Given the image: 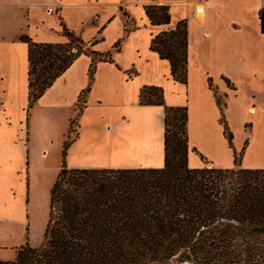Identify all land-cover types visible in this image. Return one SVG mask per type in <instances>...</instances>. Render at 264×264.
Masks as SVG:
<instances>
[{
  "label": "trees",
  "instance_id": "obj_1",
  "mask_svg": "<svg viewBox=\"0 0 264 264\" xmlns=\"http://www.w3.org/2000/svg\"><path fill=\"white\" fill-rule=\"evenodd\" d=\"M143 10L150 24L169 22L166 4L146 3ZM259 19L264 32V7ZM59 23L63 41L18 36L26 44V109L80 53L90 55L88 83L76 96L75 113L61 142L42 240L17 245L13 258L0 263L264 264V167L240 166V152L233 153L231 167H188L186 107L165 104L160 85H141L138 103L163 107L161 166L66 164L94 64L112 59L109 50L84 47L78 34ZM120 44L118 38L111 46L118 50ZM149 48L167 60L172 79L185 82L184 18L153 33ZM220 120L230 145L231 132L223 116ZM72 124L74 135L68 137Z\"/></svg>",
  "mask_w": 264,
  "mask_h": 264
},
{
  "label": "crops",
  "instance_id": "obj_2",
  "mask_svg": "<svg viewBox=\"0 0 264 264\" xmlns=\"http://www.w3.org/2000/svg\"><path fill=\"white\" fill-rule=\"evenodd\" d=\"M146 3L166 4L170 11L169 22L150 24L143 10ZM129 4L132 7L129 8ZM198 4L202 5V14L194 12ZM106 5L115 8L108 18V11L100 10ZM174 6H179L177 14L171 13ZM85 7L91 9L85 18L88 20L84 23L80 20L75 28L67 26L59 15L65 16L66 8L81 11ZM262 7L264 0H0V23L10 16L15 20L9 30L19 41V52L25 51V79L23 76L19 81L25 96L26 44L18 39L20 33L30 34L35 41H63L61 20L81 39H93L92 43L89 40L92 50L111 53L112 60H97L94 64L78 116L83 124L77 123L76 135L66 150L68 166H161L163 107L138 103L141 85L157 84L162 87L165 104L186 107L188 167L206 164L231 167L233 153L238 152L240 166L264 167V163L256 165L255 159L245 154V149L255 144L264 147V32L260 30L259 19ZM117 13L123 15V29L128 28L125 37L132 45L128 57L132 61L125 60L122 43L118 50L112 48L119 37L108 40V46L103 45L108 23ZM180 18L186 23L185 82L172 79L167 60L149 48L153 33L172 27ZM191 22L194 28L190 27ZM0 35L4 37L3 32ZM8 47L4 44L0 50L9 53ZM4 55L3 65L8 63ZM89 62V54L76 55L34 104L49 107L59 102L69 103L75 111L76 96L88 83ZM65 93L67 97L63 96ZM221 116L231 132V139L236 131L246 137L239 150L233 143L228 145L225 141L224 144ZM8 212L0 207V217L8 216Z\"/></svg>",
  "mask_w": 264,
  "mask_h": 264
},
{
  "label": "rangeland",
  "instance_id": "obj_3",
  "mask_svg": "<svg viewBox=\"0 0 264 264\" xmlns=\"http://www.w3.org/2000/svg\"><path fill=\"white\" fill-rule=\"evenodd\" d=\"M129 5V8L132 7ZM178 7L174 6L171 13L177 14ZM100 10L108 11V18L115 8L111 9L110 5H106ZM90 11L88 7L81 11L66 8L65 16L63 15L65 18L61 13L59 15L67 26L75 28L80 20H84L83 23L88 20L85 18ZM122 21L124 22V18L121 13L113 16L108 23L103 45L108 46V40L119 37L125 60H130L128 57L132 52V45L126 40ZM14 22V18L10 16L9 19L3 18L0 23V32L4 33V37L0 38V48L4 44L9 46V53L0 50V207L5 212L9 211L8 216L0 217V261L11 260L14 247L21 240H26L30 245L41 242L48 212L49 185L59 166L61 142L66 135L68 120L75 113L69 103L63 102L49 107L33 103L26 109V96L19 83L23 76L25 79V51L22 54L19 52V41L12 37L9 30L15 25ZM32 22L36 23L35 19L32 18ZM190 27L194 28V23L191 22ZM29 28L33 31L30 25ZM82 40L84 47L91 49L89 40L93 39ZM2 55L7 58V64L3 65ZM136 62L140 64L139 61ZM134 66L137 67L136 64ZM63 96L67 97V94ZM77 123L83 124V121L79 118ZM72 128L74 124L67 133L68 137L74 135ZM245 138L241 137L239 131L233 133L231 143L236 150L243 145ZM225 141L226 139L224 144ZM261 152L263 154L259 157ZM245 154H249L252 160L255 159L253 163L256 165L264 163L263 145L259 147L255 144L252 148L245 149Z\"/></svg>",
  "mask_w": 264,
  "mask_h": 264
},
{
  "label": "built area",
  "instance_id": "obj_4",
  "mask_svg": "<svg viewBox=\"0 0 264 264\" xmlns=\"http://www.w3.org/2000/svg\"><path fill=\"white\" fill-rule=\"evenodd\" d=\"M194 12H198V13H201L202 14L203 13L202 5L201 4L195 5L194 6Z\"/></svg>",
  "mask_w": 264,
  "mask_h": 264
}]
</instances>
